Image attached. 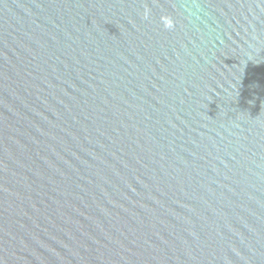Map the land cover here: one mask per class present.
Segmentation results:
<instances>
[{
    "label": "water",
    "instance_id": "1",
    "mask_svg": "<svg viewBox=\"0 0 264 264\" xmlns=\"http://www.w3.org/2000/svg\"><path fill=\"white\" fill-rule=\"evenodd\" d=\"M0 264H264V0H0Z\"/></svg>",
    "mask_w": 264,
    "mask_h": 264
}]
</instances>
